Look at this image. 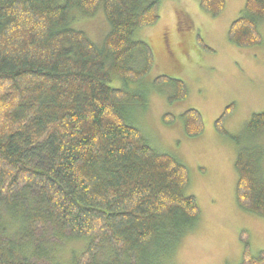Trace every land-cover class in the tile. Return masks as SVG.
Returning a JSON list of instances; mask_svg holds the SVG:
<instances>
[{
    "label": "trees",
    "instance_id": "16d2710c",
    "mask_svg": "<svg viewBox=\"0 0 264 264\" xmlns=\"http://www.w3.org/2000/svg\"><path fill=\"white\" fill-rule=\"evenodd\" d=\"M159 4L0 0V264H172L177 244L194 229L200 211L185 194L186 167L154 150L132 120L146 101L128 84L141 83L153 67L150 46L133 34L157 23ZM100 8L109 30L98 48L71 17ZM199 8L217 17L225 0H200ZM262 19L264 0H245L228 41L259 45ZM162 83L177 89L170 102L187 96L183 82L155 80ZM232 109L214 129L240 146L223 127ZM180 119L185 136L203 133L198 111ZM246 130H264V113L253 114ZM263 160L262 151L239 147L234 162L236 203L261 218ZM244 233L239 264H264V251L252 255Z\"/></svg>",
    "mask_w": 264,
    "mask_h": 264
},
{
    "label": "rangeland",
    "instance_id": "374dc122",
    "mask_svg": "<svg viewBox=\"0 0 264 264\" xmlns=\"http://www.w3.org/2000/svg\"><path fill=\"white\" fill-rule=\"evenodd\" d=\"M199 1L160 0L157 23L134 32V40L150 46L153 67L141 83L128 84L129 91L141 92L146 101L132 120L154 150L181 159L189 175L185 194L195 198L200 211L194 229L177 244L172 264H239L242 232L252 255L264 251V218L237 205L234 169L239 147L264 153V130L254 135L246 130L253 114L264 113V20L257 23L260 44L239 48L227 34L245 0H225L217 17L204 13ZM71 21L72 27L102 47L109 27L101 8L92 17L73 11ZM136 63L135 67L141 66ZM161 76L183 82L187 96L170 102L177 89L170 83L155 84ZM114 84L123 86L120 80ZM230 104L233 109L223 127L230 137H238L240 146L214 129ZM191 109L200 113L204 124L203 133L193 138L184 135L180 119ZM164 115L175 120L164 124ZM261 163L264 174V160Z\"/></svg>",
    "mask_w": 264,
    "mask_h": 264
}]
</instances>
